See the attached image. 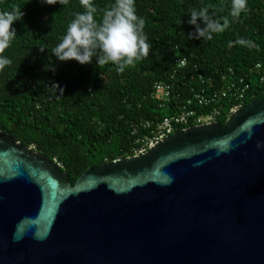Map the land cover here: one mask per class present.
<instances>
[{"label":"water","instance_id":"water-1","mask_svg":"<svg viewBox=\"0 0 264 264\" xmlns=\"http://www.w3.org/2000/svg\"><path fill=\"white\" fill-rule=\"evenodd\" d=\"M0 264H264V98L73 185L0 132Z\"/></svg>","mask_w":264,"mask_h":264},{"label":"trees","instance_id":"trees-1","mask_svg":"<svg viewBox=\"0 0 264 264\" xmlns=\"http://www.w3.org/2000/svg\"><path fill=\"white\" fill-rule=\"evenodd\" d=\"M97 20L114 0H92ZM207 7L213 19L228 26L213 39H190L192 9ZM231 0H136L137 15L145 19L149 55L117 72L112 64L99 66L61 62L52 53L74 13L83 11L80 0L68 6L54 0H0V12L17 9L23 16L14 23L17 38L5 50L12 63L0 72V132L34 147L66 172L72 185L92 166L135 155L138 139L150 135L142 124L172 116L201 79L221 80L232 68L247 75L256 98H264V78L249 74L261 64L264 77V0H247L246 12L230 15ZM202 23V22H201ZM243 38L248 45L229 42ZM187 64L177 68L176 60ZM55 71H46V65ZM61 85L63 95L47 86ZM172 86L175 95L165 106L154 97L155 83ZM230 105L217 121L224 125ZM189 108H194L190 106ZM206 114L205 108L197 109ZM177 131H180L178 129ZM176 131V132H177Z\"/></svg>","mask_w":264,"mask_h":264},{"label":"clouds","instance_id":"clouds-1","mask_svg":"<svg viewBox=\"0 0 264 264\" xmlns=\"http://www.w3.org/2000/svg\"><path fill=\"white\" fill-rule=\"evenodd\" d=\"M54 0H41V3L52 5ZM69 0H59L62 6H68ZM83 11L74 13V18L68 24L60 42L53 48L52 53L61 62L76 61L80 65H88L95 60L103 66L112 64L115 70L123 72L127 67L149 55L151 45L144 32L145 19L137 15L136 0H114L105 9L100 20H97L96 6L92 0H80ZM247 0H231L230 15L234 18L246 12ZM23 16L17 9L0 12V72L12 61L4 54L17 38L14 23ZM189 25L195 27V32L188 34L190 39H213L214 34L225 31L228 26L227 18L223 23L209 15L207 7L199 10L192 9ZM202 22V23H201ZM248 45L250 41L238 38L229 42ZM46 71H55L54 66L46 65ZM52 95H63L65 89L58 83L52 82L47 86Z\"/></svg>","mask_w":264,"mask_h":264},{"label":"built area","instance_id":"built-area-1","mask_svg":"<svg viewBox=\"0 0 264 264\" xmlns=\"http://www.w3.org/2000/svg\"><path fill=\"white\" fill-rule=\"evenodd\" d=\"M187 64L185 58L177 59V68H183ZM249 74H256L263 81V69L261 64H257L250 70ZM202 86L191 92L190 97L184 104L176 107L174 115L159 119L157 122L146 121L142 125L150 128V135L138 139L140 146L136 149L135 155H140L148 151L149 148L176 133L178 129L183 130L189 127L204 123L217 121L225 109V104L231 106L229 115L244 105L247 100L256 98V93L252 90L247 75H240L232 68H229L221 80L202 79ZM154 97L160 100L159 105L165 106L175 95L172 93L170 84L157 82L153 87ZM190 106L196 107L189 108ZM205 108L206 114L198 113L197 109ZM228 115V116H229ZM178 132V131H177Z\"/></svg>","mask_w":264,"mask_h":264}]
</instances>
